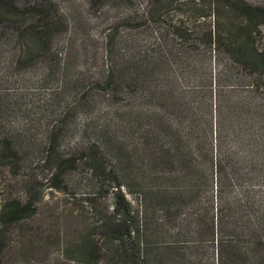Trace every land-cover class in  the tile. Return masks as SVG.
Listing matches in <instances>:
<instances>
[{"label":"rangeland","instance_id":"rangeland-1","mask_svg":"<svg viewBox=\"0 0 264 264\" xmlns=\"http://www.w3.org/2000/svg\"><path fill=\"white\" fill-rule=\"evenodd\" d=\"M241 3L264 8L0 0V212L13 200L35 209L0 221V264H84L87 235L108 243L99 227L115 183L139 215L150 264H264V78L201 46L209 31L242 36ZM206 58L211 80L201 79ZM71 157L77 165L65 164L61 189L52 188V168ZM99 166L114 171L112 182ZM222 209L237 241L226 247L212 229ZM112 251L108 264H126Z\"/></svg>","mask_w":264,"mask_h":264},{"label":"trees","instance_id":"trees-1","mask_svg":"<svg viewBox=\"0 0 264 264\" xmlns=\"http://www.w3.org/2000/svg\"><path fill=\"white\" fill-rule=\"evenodd\" d=\"M241 16L243 21L240 23V29L244 31V33L241 34L242 36L232 37L233 35L230 32L227 35H224V37H222L223 35L220 33H217V35L214 36V33L209 31V33L206 34V41L203 42L201 46H203L205 50L212 48H218L219 51L221 50L222 55H220V61L225 63V67L233 65L242 71H245V73L250 72L252 77L258 75L260 79L264 78V51L256 47L255 41V36L260 32V26L264 25V8L252 7L245 3H241ZM113 46L114 45L111 43L109 49H107V57L111 59L115 57ZM209 65L210 61L207 58L203 59L202 71H204V74L201 76L202 80H211L208 71ZM116 69L117 65L111 63L108 74L113 76ZM221 71L223 74L225 72L228 73L226 69L221 68ZM208 88L207 85H202L200 87V93H207ZM205 134L207 135V125L204 129V135ZM206 135L204 136L205 138L203 137L204 139H206ZM57 144L58 139L56 137H51L49 139L46 160L52 157ZM90 149L94 150V146ZM94 154L95 156L97 155L96 153ZM78 161L79 160L76 159V157H71L70 159L63 160L55 168H52V173L49 178L51 187L60 190V182L66 173L64 165L68 163L76 166ZM214 167L215 165H213V168ZM101 169L103 170L102 174L105 181L112 182L115 178V175L113 174L114 171H107L106 168L102 167ZM214 169L216 175L219 171H221L222 175L223 169H218V165H216V168ZM115 184L117 191L114 192V205L111 211L104 214L99 227L102 236L105 241L108 242L106 244L107 246H99L98 243H96L93 234L87 235L80 252L82 253V260H84V264H108V257H112V250L114 249L115 255L118 254L120 258H124L126 264H150L152 261L148 256V245L144 243V234L139 215H132L131 207L125 199L121 184ZM148 194L151 193L149 192ZM34 210L35 209L30 202L22 204L17 200H13L2 207L0 221L4 226L12 225L32 216ZM169 211L167 213H169ZM179 213L180 211L175 212V214ZM219 214L220 215L217 217L215 224L213 223L212 229L214 230L213 233H215L217 229L221 230V247L229 246V243L237 244L236 237L226 226L229 225L227 218L230 219V217L223 211V209ZM213 233L212 236L214 237ZM2 251L3 249H0V253H2ZM110 251H112V254L108 255L110 254Z\"/></svg>","mask_w":264,"mask_h":264}]
</instances>
